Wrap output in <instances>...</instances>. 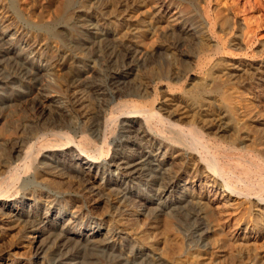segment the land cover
<instances>
[{
    "label": "rangeland",
    "instance_id": "rangeland-1",
    "mask_svg": "<svg viewBox=\"0 0 264 264\" xmlns=\"http://www.w3.org/2000/svg\"><path fill=\"white\" fill-rule=\"evenodd\" d=\"M121 1L128 18L147 28L161 25L168 10L178 12V19L158 32L154 48L148 38L139 47L96 18L102 6ZM244 2L0 0V195H5L0 199L6 198L0 200V264H156L161 253L124 228L131 214L157 234H169L167 253L177 260L204 262L211 240L230 239L235 223L227 213L216 214L224 235L212 234L213 224L198 210V188L192 191L185 179L169 185L174 179L165 151H176L178 143L166 137L177 131L156 119L148 126L143 118L117 119L118 114L107 130L101 123L128 100L164 116L172 112L173 121L186 128L208 121L214 130L204 139L213 146L231 147L237 126L245 122L242 126L259 138L264 116L261 124L253 122L252 96L229 75L242 64L246 72L264 76V0L255 12L247 6L244 11ZM245 13L257 25L247 48L240 44ZM219 41L223 47L217 52ZM74 93L87 103L84 112L73 105ZM39 104L43 112L37 111ZM220 122L227 126L219 127ZM55 132L71 140L55 138ZM37 136L44 146L36 145ZM85 139L91 145L84 155L79 146ZM184 139L178 149L182 161L191 164L190 148L202 151L203 145ZM262 140L252 150L259 159ZM86 157L97 160L93 167ZM250 240L242 252L251 253L241 264H264V236ZM233 245L238 251L237 242Z\"/></svg>",
    "mask_w": 264,
    "mask_h": 264
},
{
    "label": "bare ground",
    "instance_id": "bare-ground-1",
    "mask_svg": "<svg viewBox=\"0 0 264 264\" xmlns=\"http://www.w3.org/2000/svg\"><path fill=\"white\" fill-rule=\"evenodd\" d=\"M125 2L126 1L119 2L116 7L104 5V6H102L100 12H98V14H95V15H96V18L99 20V22L108 26L110 28V30L115 32L124 42L126 41L128 43H132V44L139 46V47L145 46L144 41L146 38H148V39L153 41L151 48H154V44L156 42V37H157L158 32L160 30L163 31L164 29L168 30L169 28H172L175 25L174 23L178 19V12L168 10L166 13H164V15H162V16L160 15L161 19H162L161 25H159V26H151L150 25V27L147 28V26L146 27L143 26L139 20L131 18V17L128 18L129 15H127V10L125 8L126 7ZM90 4H89V6H91ZM259 4H261L260 0H245V2H244L245 6L243 5L242 7H245L243 9L244 11L246 10L247 7H248V9H247L248 11H250V10L252 11L255 8H257V6ZM98 11H99V9H98ZM85 12H86V14H88V16L93 15L92 8H85ZM254 12H255V10H254ZM250 15H252V14H250ZM250 15L245 13L244 18H243L244 19V26H245V33L243 35L242 40H240V44L245 48L248 47V42L250 41V38L253 37L255 28H257V25H256V27L253 25L254 21L252 20L253 18L249 17ZM222 47H223V43H222V41H219L218 42V48L216 47L215 49H217V52H219L220 50H222ZM203 63H204V61L200 60V62H198V66L199 67L202 66ZM241 65L240 64L234 65L233 71H231L229 75L233 79L240 80L242 82V84L244 85L243 91L247 92L249 95L252 96V99L254 100V102H252L254 104V109L250 112V114L248 116L251 115L253 122H257V123L261 124L263 122L262 117L264 116V91H263L264 90V76H262L261 73L259 74V72H257V70H255V69H253V70H255L254 73L250 74L244 70L245 66L242 67ZM257 69H259V68H257ZM90 84H92V83H90ZM216 85L217 84H215V87H214L215 90L213 89L214 91H216V88L218 87V86L216 87ZM239 89H240V87H239ZM234 92H236V91H234ZM34 93H36V92H34ZM239 93H240V91H239ZM231 94H232V92H231ZM94 95H96V94H94ZM225 95H226V93H225ZM232 96H234V95H232ZM240 96H238V97H240ZM72 98H73L72 103H74L73 105H75L76 110H80V111L84 112L85 105H87V103L84 105L85 102L76 93L73 94ZM242 98H243V96H242ZM224 100L229 101V96H226ZM36 102H37V100H36ZM41 102H43V101H41ZM228 104H229V102H228ZM34 106H37V105H34ZM37 108H38L37 111H40V112L44 111L43 105L39 104ZM48 108H47V110H48ZM228 108H230V107H228ZM50 111H52V110H50ZM34 113H35V111H34ZM114 114L119 115V117H117V119L118 118L121 119L124 116L129 117V118H143L147 122L148 126H151L153 120H155V119L159 120L160 122H164L166 124H169L173 130L177 131V133H176L177 135L174 137H166V139L177 142L178 144L174 145L175 148H177V149L178 148L180 149L182 147V145L185 144L184 143L185 136L192 137L193 142L196 141V142L200 143L199 146H201V144H202L203 145V150L201 149L202 151H198V149H195V148H190V154L192 155L191 164H185L183 162L184 160L182 161V158H181L182 154H181V151L179 149L178 150L176 149V151H173L172 149H171L172 150L171 151L168 148L166 149L165 152L168 155V158L170 159V164L172 166L171 169H172L173 174H171V175H173V179H174V181H172L169 185H170V187L174 186V184L176 183L177 180L181 179L183 181V179H185L186 185L187 186L189 185V187L192 191L195 192V190H197V188H198V191H196V192H198V201H197L198 205H199L198 210H200V213L203 215L204 218H206V220H208L210 223L213 224L212 225V231H210V233L213 232V233H217L219 235H224V233H225V229L221 225H219V223L216 220V214L219 213L221 210L223 212L227 213V216H230L231 220L235 223L234 224L235 227L229 235L230 239L222 238V239H217V240L214 239V240L210 241L211 252H210L208 258L205 256L206 260L204 262H202V261L198 262L197 260L195 261L192 259L191 260H177L176 258L169 256V254L167 252H168V240L170 238V235L169 234L160 235L159 234L160 232L158 231V229L156 230L155 227L148 225V224H145L144 222H141L139 220V217L136 214H131L129 216V218L127 219V221L124 224V228L126 230H128L129 233H132L134 235V237L142 245H144L146 248H148L151 251H158L161 253V254H158V258L154 257V262L156 264H221V262L226 261L229 257H232V256H234V259L232 258L233 261H231L230 264H237V263L241 264V263H243L244 258L246 256L250 255V253H251V252H242L246 248L251 247L250 245L253 244V242H251V240H250L251 236L257 237V238L264 236V199L262 196V194L264 195V193H263V189H264V149L262 148L263 151H260V153L262 155L259 154V156H263V157H261V159H259L257 156H254V154L252 152V150L254 149L253 146H255L257 140L259 143L260 142L262 143V141H263L262 139L264 138V131L262 133L259 132V134L261 133V136L259 135V138L256 136L257 137L256 138L255 136H253V134H251L249 132V130H247L248 127L247 128L245 127L247 125L245 124L246 122L244 121L245 126H242L244 124H242V125L240 124L241 126L240 125L237 126L240 128L238 130V133L236 134L237 137L234 138V139H236V138L237 139L233 143V145L231 147H226V146L221 147V145L220 146H216V145L213 146V145L209 144L208 142H206V140L204 139L205 134H211V132H213V130H214V127H212L209 124V122L206 120L201 121L199 119L200 120V122H199L200 126L199 127L194 125V126L186 128L184 126L176 124L175 121H173L172 115L174 113H172V112H168L166 114L167 116H164L163 114L158 113V111H156L153 106H151V107H146V106L142 107L141 106L140 107V106L136 105L134 102L124 100L121 103L114 106V109H113L111 115L109 114L110 116L107 117L105 120H103V122L101 123V125L105 129L110 124L115 122V119L113 117ZM37 116H38V114H37ZM34 117H36V116H34ZM223 125L227 126V124L221 123L219 125V127L223 128L224 127ZM40 126H41V124H40ZM150 130H152V129H150ZM236 131H237V129H236ZM47 134H49V133H47ZM52 135L55 136V138H66V141H67V139L71 140V137L68 134H64L63 132L62 133L61 132H55ZM166 139H164V141H163L164 145L168 144V141ZM36 140L38 141L36 143V145L37 144L40 146L45 145V140H41V137H38ZM66 141H65V143H67ZM187 141H186V143H187ZM69 142H70V144H72L71 141H69ZM36 145L34 144V145H31L29 147V151L27 152L28 155L29 154L31 155L32 152H34V151H32V149ZM90 145H91L90 140L85 139L83 142H81L80 146L79 145H77V146H79L80 152L84 154V153H86V149ZM170 148H172V147L170 146ZM256 148H257V146H256ZM44 149H45V147H44ZM91 150H93V149H91ZM86 161H87L86 164L89 167H93L97 160L94 161L93 158L86 157ZM128 164H130V163H127V165ZM131 167H132L131 165H128L125 169L130 170ZM168 180H171V179L168 178ZM160 181H162V180H160ZM255 183H257L258 185H255ZM0 196H5V195L1 194ZM5 199L6 198H1L0 200H5ZM248 216H253V220L248 221ZM122 225H123V223H122ZM157 231L159 232L158 233L159 235L157 234ZM211 237H213V235H210V238ZM230 241H234V243L237 242V245H238L237 248H239L238 251H236V252L233 251V249H234L233 244L234 243L232 244ZM253 248H254V246H253ZM250 249H252V248H250ZM247 251H248V249H247ZM252 254H255V253H252ZM250 257L252 258V256H250ZM254 261H255V259H254ZM260 263H261V261H260Z\"/></svg>",
    "mask_w": 264,
    "mask_h": 264
}]
</instances>
